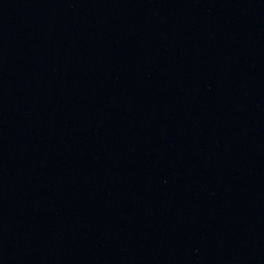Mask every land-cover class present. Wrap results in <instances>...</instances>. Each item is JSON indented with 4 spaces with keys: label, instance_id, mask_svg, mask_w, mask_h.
<instances>
[{
    "label": "water",
    "instance_id": "obj_1",
    "mask_svg": "<svg viewBox=\"0 0 264 264\" xmlns=\"http://www.w3.org/2000/svg\"><path fill=\"white\" fill-rule=\"evenodd\" d=\"M0 264H264V0H0Z\"/></svg>",
    "mask_w": 264,
    "mask_h": 264
}]
</instances>
